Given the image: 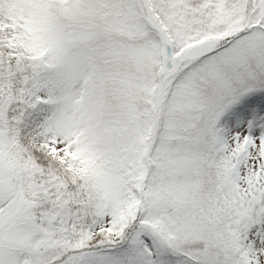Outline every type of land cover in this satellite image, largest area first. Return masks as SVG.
Here are the masks:
<instances>
[{
	"label": "snow or ice",
	"instance_id": "snow-or-ice-1",
	"mask_svg": "<svg viewBox=\"0 0 264 264\" xmlns=\"http://www.w3.org/2000/svg\"><path fill=\"white\" fill-rule=\"evenodd\" d=\"M0 264H264V0H0Z\"/></svg>",
	"mask_w": 264,
	"mask_h": 264
}]
</instances>
